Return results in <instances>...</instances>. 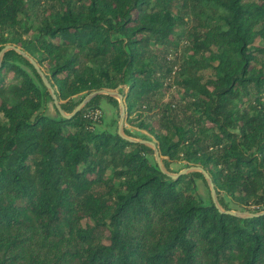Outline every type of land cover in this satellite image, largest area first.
Returning a JSON list of instances; mask_svg holds the SVG:
<instances>
[{"label": "trees", "instance_id": "16d2710c", "mask_svg": "<svg viewBox=\"0 0 264 264\" xmlns=\"http://www.w3.org/2000/svg\"><path fill=\"white\" fill-rule=\"evenodd\" d=\"M41 2L0 0V264H264V0ZM102 90L221 208L201 173L95 129L115 98L73 114Z\"/></svg>", "mask_w": 264, "mask_h": 264}, {"label": "rangeland", "instance_id": "374dc122", "mask_svg": "<svg viewBox=\"0 0 264 264\" xmlns=\"http://www.w3.org/2000/svg\"><path fill=\"white\" fill-rule=\"evenodd\" d=\"M46 5V0H42L41 2V6H45ZM34 18V17H32ZM188 45L187 41H184L181 43V46L179 48V51L177 53L171 52L168 55L167 60L169 62H174L175 59H177L181 52L184 50V47H186ZM257 46H264V41L262 40H258L256 42ZM1 60V57H0ZM179 65V59L176 61V66ZM38 66V65H37ZM39 69V73L43 76L44 80L41 79L40 75L38 74V72L36 71L37 75L39 76L42 84L45 86L46 84L50 85L46 79V75H45V68H40L38 66ZM176 67L173 68V71H176ZM173 75V74H172ZM36 82L39 86H41V82L39 80L36 79ZM46 83V84H45ZM168 83V81H167ZM120 92L121 93H125L126 92V88L125 87H120ZM178 89L176 88H172V93L168 95L167 99L168 101L173 102V104L175 105H179V95L176 93ZM113 93H115V99L117 100V105L111 104L109 102H107L106 100H101L100 101V108H99V113L101 114V119L100 122L97 123V125L95 126V129L97 131H108L111 133H120L123 137H127L126 133L129 132L130 137H128V139L132 140V141H143L148 147H150L153 151V156L149 157V160L151 162H155L156 164H159V166L161 167L163 172H166L167 174H169L170 176H176L177 171L181 170L180 172L183 171H187L190 167H185L186 163L182 160H176L173 162L169 163V167L166 170L165 166H164V161H168V159L164 158L163 156L160 155L156 145H155V140L154 138L149 135L146 131L144 130H139L137 128V122L133 123V125L130 123V119L128 118L126 112H125V104L123 101V106H124V111H121V102L122 100L119 99V95H121V93H118V91H111ZM88 96H85L83 98L84 102L86 100ZM58 105V104H57ZM54 106L56 107V104L53 102V104L48 103L47 104V108L45 110V113L49 116H53L55 117V111H54ZM59 106V105H58ZM157 110L153 109L150 113H145V116L143 118H145L146 116L149 117L152 114L156 113ZM131 119H134V116L131 117ZM148 122L150 120H147ZM147 121H145L147 123ZM179 172V173H180ZM194 171H187L186 174H190L193 173ZM198 172V171H196ZM200 173V172H199ZM202 178H193V188L191 189L192 193L199 199V202H201L202 204H208L209 202H212V196H211V191H210V186H209V182L208 180L204 177L203 173H201ZM215 199L217 202V195L215 193ZM218 207L221 208V206L219 205V203L217 202ZM231 206V208L235 209L232 210V212L238 213L241 216H247L250 213H252L253 209L258 211L257 208L255 206H251L250 210L252 211H247V210H238L237 208H235L233 206V204H229ZM261 210L259 211V213H262L264 211V206H262L260 208Z\"/></svg>", "mask_w": 264, "mask_h": 264}, {"label": "water", "instance_id": "95a60500", "mask_svg": "<svg viewBox=\"0 0 264 264\" xmlns=\"http://www.w3.org/2000/svg\"><path fill=\"white\" fill-rule=\"evenodd\" d=\"M9 49H14V47H12V46H9V47H7L6 48V50H9ZM16 51L18 52L19 50L18 49H16ZM20 52V51H19ZM20 53H22V52H20ZM22 55L27 59V60H29V62L33 65V67L35 68V70L38 72V74L40 75V77H41V79H43L44 80V78H43V76L39 73V69H38V66L31 60V59H29L24 53H22ZM46 84V83H45ZM45 88L49 91V93L51 94V96H52V99H53V102L56 104V106H57V108H59V106L57 105L58 103H57V99H56V97H55V95H54V92H53V89L51 88V86L50 85H48V84H46L45 85ZM95 95H105V96H109V97H111V98H114L116 95H115V93H113V92H111V91H109V90H102V91H98V92H96V93H93V94H91V95H89L87 98H86V100L84 101V102H82L76 109H75V111L73 112V114L74 113H76L77 111H79L91 98H93ZM119 99L120 100H122V102H121V104H120V106H121V111L123 112L124 111V106H123V98H122V96L121 95H119ZM60 114L62 115V116H66L63 112H61L60 111ZM67 117H70V116H67ZM118 134H120L119 132H118ZM121 135V134H120ZM158 165V167L161 169V167L159 166V164H157ZM194 171V172H196V171H198V172H200V173H203V175H204V177L208 180V182H209V186H210V191H211V196H212V202H213V204L215 205V207L216 208H219L218 207V205H217V202H216V199H215V190H214V187H213V185H212V183H211V181H210V178H209V176L207 175V173H205L201 168H196V167H190L187 171ZM187 171H183V172H180L179 174H186L187 173ZM172 178H177V176H171ZM227 214H231V215H239L238 213H235V212H232V211H228V212H226Z\"/></svg>", "mask_w": 264, "mask_h": 264}, {"label": "built area", "instance_id": "2783aa9c", "mask_svg": "<svg viewBox=\"0 0 264 264\" xmlns=\"http://www.w3.org/2000/svg\"><path fill=\"white\" fill-rule=\"evenodd\" d=\"M85 117L95 122L101 117V114L99 113V110L89 111V112L87 111V113L85 114Z\"/></svg>", "mask_w": 264, "mask_h": 264}]
</instances>
